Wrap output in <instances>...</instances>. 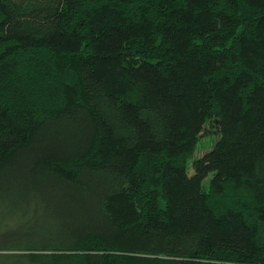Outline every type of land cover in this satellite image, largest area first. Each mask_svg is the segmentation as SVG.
Instances as JSON below:
<instances>
[{
  "label": "trees",
  "instance_id": "16d2710c",
  "mask_svg": "<svg viewBox=\"0 0 264 264\" xmlns=\"http://www.w3.org/2000/svg\"><path fill=\"white\" fill-rule=\"evenodd\" d=\"M0 252L264 264V0H0Z\"/></svg>",
  "mask_w": 264,
  "mask_h": 264
},
{
  "label": "rangeland",
  "instance_id": "374dc122",
  "mask_svg": "<svg viewBox=\"0 0 264 264\" xmlns=\"http://www.w3.org/2000/svg\"><path fill=\"white\" fill-rule=\"evenodd\" d=\"M217 134L218 132L215 127L203 128L200 131V138L197 147L193 152V155L190 157V160L192 161L193 158L201 156L211 146L212 141L210 142V139H214L217 136ZM187 171L189 173H192V167L190 162H188ZM210 174L211 173H208L202 180V186L205 189L208 187V177ZM2 253L3 252H0V264H15V261H10V258L4 256Z\"/></svg>",
  "mask_w": 264,
  "mask_h": 264
}]
</instances>
